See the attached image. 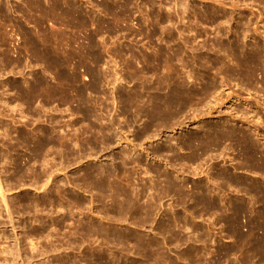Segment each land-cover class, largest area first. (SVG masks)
<instances>
[{
	"label": "rangeland",
	"instance_id": "374dc122",
	"mask_svg": "<svg viewBox=\"0 0 264 264\" xmlns=\"http://www.w3.org/2000/svg\"><path fill=\"white\" fill-rule=\"evenodd\" d=\"M0 187V264H264V0H0Z\"/></svg>",
	"mask_w": 264,
	"mask_h": 264
},
{
	"label": "bare ground",
	"instance_id": "6f19581e",
	"mask_svg": "<svg viewBox=\"0 0 264 264\" xmlns=\"http://www.w3.org/2000/svg\"><path fill=\"white\" fill-rule=\"evenodd\" d=\"M219 47H221V46H219ZM221 49V48H220ZM225 50V49H224ZM222 51V50H221ZM241 51V50H240ZM243 51V50H242ZM242 51H241V54H243L242 53ZM226 52H228V51H226ZM225 53V52H224ZM233 53V52H232ZM238 53V52H237ZM231 53H229V55H230ZM240 53H239V55H241ZM248 55V54H247ZM247 55H245V53L243 54V59H245V57L247 56ZM251 56V55H250ZM254 55H252V57H253ZM255 57V56H254ZM256 57H257V55H256ZM237 58H235L234 60H236ZM249 59V58H248ZM233 60V61H234ZM238 61H240L239 59H237ZM247 60V59H246ZM254 60V59H253ZM258 60V59H257ZM231 61H232V59H231ZM232 61V62H233ZM242 62V61H241ZM254 62V61H253ZM218 63V62H217ZM243 65L245 64V63H242ZM210 65V64H209ZM220 65V64H219ZM242 65V66H243ZM225 66V65H224ZM216 67V66H215ZM233 68H234V66H233ZM212 69V68H211ZM215 69V68H214ZM217 69V68H216ZM242 69V68H241ZM236 70V69H235ZM240 70V69H239ZM242 70H244V69H242ZM234 71V70H233ZM251 72V71H250ZM237 73V72H236ZM240 73V72H239ZM246 73H247V71H246ZM244 75H246V74H244ZM177 87H178V85H176ZM181 89V88H180ZM180 89H179V91H180ZM185 89V88H184ZM188 89V88H187ZM190 90V89H189ZM208 90V89H207ZM210 91V90H209ZM212 91V90H211ZM184 92V91H183ZM174 93V92H173ZM173 93L171 94V95H173ZM181 93H182V91H181ZM171 95H169V96H171ZM182 95H184V94H182ZM195 95V94H194ZM206 95V94H205ZM168 96V98L167 97H165V98H167V99H165L164 101H166V102H164L163 104H166L165 106V108H167V107H169V109L172 107V106H174L175 104L177 105V102H178V106H179V104L180 103H183V102H180L179 103V101H181V99H182V101H183V99L184 98H181V95L179 94V92H178V90H176V92H175V94L173 95V96H171V97H169ZM184 97V96H183ZM186 97V96H185ZM199 97H200V95H199ZM192 98V97H191ZM161 99V98H160ZM200 99V98H199ZM186 100V99H185ZM201 101V100H200ZM142 102V101H141ZM151 102V101H150ZM161 102V101H160ZM152 104V103H151ZM160 104H162V103H160ZM156 107H158V106H156ZM160 107H162V106H160ZM163 108H164V106H163ZM143 109V108H142ZM168 109V108H167ZM144 110V109H143ZM142 110V111H143ZM158 110V109H157ZM156 110V111H157ZM169 111V110H168ZM178 111V110H177ZM177 111L175 112V113H177ZM180 111V110H179ZM149 112V111H148ZM173 112H174V110H173ZM167 113H169V112H167ZM166 114V113H165ZM148 115V114H147ZM151 115V114H150ZM150 117V116H149ZM151 119V118H150ZM155 120H158V119H155ZM153 121V120H152ZM209 132V131H208ZM210 132H211V130H210ZM218 132V131H217ZM204 134H206V133H204ZM212 134H214V133H212ZM232 134V133H231ZM208 135V134H207ZM234 135V134H233ZM224 136V135H223ZM235 136V135H234ZM207 137V136H206ZM207 139V138H206ZM214 141V140H213ZM45 145V144H44ZM43 146V145H42ZM39 148H40V145H39ZM44 148V147H43ZM113 172V171H112ZM105 173V172H104ZM114 173V172H113ZM96 174H98V173H96ZM110 175H111V173H109ZM103 175V174H102ZM129 175V174H128ZM93 176V175H92ZM108 177V176H107ZM129 176H127V178H128ZM108 182V181H107ZM106 182V183H107ZM108 184H106L105 186H107ZM103 186V185H102ZM1 188V187H0ZM107 188V187H106ZM120 190H122L123 191V189H120ZM119 190V191H120ZM105 191V190H104ZM104 191H102V192H104ZM115 192V191H114ZM126 192V191H125ZM115 193H118L119 194V192H115ZM122 195V194H121ZM121 195H119V197H121ZM109 196H111L110 195V193H109ZM115 195H113V197H114ZM118 196V195H117ZM123 196V195H122ZM3 199V198H2ZM124 202H125V200H124ZM126 202H128V201H126ZM131 202V201H130ZM4 203V202H3ZM131 204V203H130ZM128 205V204H127ZM126 205V206H127ZM133 205V204H132ZM129 206V205H128Z\"/></svg>",
	"mask_w": 264,
	"mask_h": 264
}]
</instances>
